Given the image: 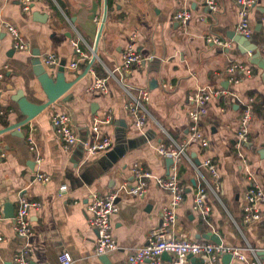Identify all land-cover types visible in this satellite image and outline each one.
I'll list each match as a JSON object with an SVG mask.
<instances>
[{
	"label": "crops",
	"instance_id": "1",
	"mask_svg": "<svg viewBox=\"0 0 264 264\" xmlns=\"http://www.w3.org/2000/svg\"><path fill=\"white\" fill-rule=\"evenodd\" d=\"M212 12L205 0H35L24 12L19 0H0V131L25 119L18 98L22 95L35 104L47 98L31 64L33 54L42 62L54 54L59 64L46 67L56 76L61 64L66 80L79 81L67 93L66 102L57 103L29 123L0 135L5 156L0 160V253L6 263L28 244L32 264H60L59 256L69 255L74 264H127L131 252L148 243L150 231L161 224L162 210L171 194L155 179L176 174L184 186V200L178 209L175 231L190 240L208 241L199 236L213 232L226 247L237 248L249 258H264V206L260 220L243 222L246 194L254 183L264 190V0H257L250 12L252 36L238 34L239 10L236 0H217ZM182 9L192 12L183 26L174 19ZM98 20V21H97ZM5 23L15 25L30 44V52L13 47ZM100 34V37H99ZM228 41V46L207 42L208 37ZM133 43L148 61L124 71L123 52ZM96 57L90 68L92 59ZM78 61L75 69L70 68ZM245 64L253 77L238 72L234 84L226 74L232 64ZM90 68V69H89ZM105 79L108 93L92 89ZM215 88L227 92L214 98L200 129L209 141L207 148L189 145L180 162L168 167L167 158L158 153L160 144H183L190 135L189 112L200 90ZM147 90L149 119L143 129L134 125L127 110L128 91ZM254 99V117L249 141L238 137L241 112ZM67 112L80 143L65 150L52 123L54 112ZM112 116L102 124L101 134L112 147L89 156L81 142L96 137V118ZM34 132L44 161L38 165L29 150L27 136ZM117 158V160H115ZM211 159L219 168L221 188L209 190V223L194 209L200 186L212 179L203 166ZM195 159L201 165L195 163ZM142 166L153 174L143 196L125 195L118 199L119 211L113 216V233L118 249L108 255L95 253L97 231L90 225L88 206L95 194H107L121 184L135 183L132 169ZM50 177L48 183L37 174ZM22 197L42 203L30 212L32 235L22 238L14 231V218ZM10 205L14 217L7 218ZM106 258L107 260H103ZM198 258V257H195ZM189 258L187 264H194ZM173 256L163 264H172ZM231 264H242L233 259Z\"/></svg>",
	"mask_w": 264,
	"mask_h": 264
},
{
	"label": "built area",
	"instance_id": "2",
	"mask_svg": "<svg viewBox=\"0 0 264 264\" xmlns=\"http://www.w3.org/2000/svg\"><path fill=\"white\" fill-rule=\"evenodd\" d=\"M24 12L31 10L35 0H19ZM257 0H236L239 10V23L237 32L239 35L250 38L253 30L250 22V12L255 7ZM206 6L212 12L218 10L217 0H205ZM174 19L186 26L192 20V12L189 9H182L174 14ZM98 21V20H97ZM8 33L12 38L13 47L21 52H30L31 46L25 40L20 30L13 24L5 23ZM207 42L217 45L228 46L229 42L217 37H208ZM264 54V45L262 48ZM123 62L121 68L128 72L134 66H142L148 61L136 49L133 43L127 45L123 52ZM43 64L46 67H54L59 64L58 58L54 54L45 56ZM78 61L73 62L70 68L75 69ZM238 72H244L248 77H253L254 71L245 64H232L227 68L226 74L230 77V81L234 84L239 83L236 77ZM4 79V73L0 71V83ZM92 89L100 90L108 93L109 86L105 79H98L92 85ZM227 92L209 88L202 89L195 99L193 109L189 112L190 135L189 138L181 145L176 143L160 144L158 153L164 158L172 157L176 162L187 157L186 149L189 145H198L200 148L209 146L208 139L204 136L200 129V121L203 116L208 113V106L212 99L225 96ZM129 97L127 102V110L134 121V125L138 129H143L149 119L148 103L150 94L147 90H141L137 94L128 91ZM4 111L0 109V115ZM254 117V99L250 98L244 105L241 117L238 137L241 144L249 141L250 127ZM52 123L60 137L65 150H70L80 143L79 137L74 130L72 117L67 112H54L52 115ZM112 123V116L108 115L104 118H96L94 121L93 131L96 134L92 140H88L84 144V149L89 156H95L103 153L112 147V141L101 134L102 124ZM30 152L34 155L35 161L41 165L44 161L41 155L36 136L34 132H30L27 136ZM5 156L2 145L0 143V160ZM211 176V183L200 186L194 198V209L202 221L208 222L211 216V208L208 205L209 190L216 192L221 188V177L218 166L211 160L205 159L202 162ZM135 177L133 185L127 182L121 184L116 190L107 194H95L88 206L90 213V225L97 231V239L95 245V253L98 256L108 255L118 249V243L113 233V216L119 211L118 199L125 195L143 196L147 190L149 181L155 179L153 174L145 170L142 166L136 165L132 169ZM37 180L48 183L50 177L45 173L37 174ZM156 184L163 190L171 194V202L162 210L161 224L150 231L148 243L131 252L127 258V264H163V254L168 253L173 256L172 264H187L189 256H195L203 260V264H223L222 257L225 254H232L233 259L242 264H264V258L256 254L249 258L245 253L237 248L217 245L212 241L190 240L177 235L175 224L178 218V209L184 200L185 189L181 184L179 177L174 173L165 177L155 179ZM264 206V190L257 184H252L246 194L243 206V222L251 224L261 219ZM42 203L37 200H31L22 197L18 204L16 216L14 218V231L22 238H29L32 235V224L30 220V212L32 210H40ZM3 218L2 205L0 203V219ZM4 241L3 235L0 233V243ZM31 248L28 244L19 248L13 256L11 262L6 263L0 253V264H32L30 260ZM60 264H74L68 254L63 253L59 256ZM48 264V263H42Z\"/></svg>",
	"mask_w": 264,
	"mask_h": 264
},
{
	"label": "water",
	"instance_id": "3",
	"mask_svg": "<svg viewBox=\"0 0 264 264\" xmlns=\"http://www.w3.org/2000/svg\"><path fill=\"white\" fill-rule=\"evenodd\" d=\"M99 37H100V34H99ZM95 60H96V57L92 59L90 63V68L94 64ZM253 63L260 65L264 69V67L259 63V60L254 61ZM31 64L33 65V70H34L35 75L39 78L42 84L47 100L42 104H35V103L28 101L24 95L20 96L18 98V103L20 106V111L25 116V119L17 124L8 126L4 130H1L0 135L5 132H8L16 128H19L21 126H24L25 124L29 123L31 120L36 118L43 111H45L46 109H48L49 107L57 103V101L62 100L66 102L67 100H69L70 96H65V95H68L67 93L75 86V84L79 81V79H81V78H78L72 81H67L66 80L67 70L64 64L60 65V67L57 70L56 76L50 75L46 66L43 64L40 58V55L38 54H33ZM84 144H85V141H82L81 146L83 147V149H84ZM258 153L262 157H264V146L261 147L260 150H258ZM115 160H117V158ZM174 163H175L174 158L172 157L167 158L168 167H171ZM195 163L197 165H201V162L197 159H195ZM168 175H170V173ZM5 215L7 218L14 217V214L12 213V208L10 207V205L5 206ZM200 238H203L208 241H212L217 245H223L222 239L213 232H208V234L206 235L199 236V239ZM164 257L165 258L170 257V254L164 253L163 258ZM189 258H195V256L190 255ZM103 260L106 261L107 259L104 258ZM232 260H233L232 254H225L222 257L223 264H231ZM194 264H203V260L201 258H195Z\"/></svg>",
	"mask_w": 264,
	"mask_h": 264
},
{
	"label": "trees",
	"instance_id": "4",
	"mask_svg": "<svg viewBox=\"0 0 264 264\" xmlns=\"http://www.w3.org/2000/svg\"><path fill=\"white\" fill-rule=\"evenodd\" d=\"M111 1V0H110Z\"/></svg>",
	"mask_w": 264,
	"mask_h": 264
}]
</instances>
